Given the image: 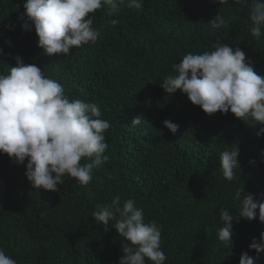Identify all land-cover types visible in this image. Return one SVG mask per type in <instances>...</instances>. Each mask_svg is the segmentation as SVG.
I'll list each match as a JSON object with an SVG mask.
<instances>
[{
    "label": "trees",
    "instance_id": "trees-1",
    "mask_svg": "<svg viewBox=\"0 0 264 264\" xmlns=\"http://www.w3.org/2000/svg\"><path fill=\"white\" fill-rule=\"evenodd\" d=\"M26 0H0V73L16 66L14 57L35 64L55 79L69 99L96 102L109 160L94 169L92 181L80 187L65 177L57 192L31 187L26 163L0 154V248L17 264H119L121 239L114 228L104 231L91 217L98 203L119 195L134 199L145 222L161 226L165 264H239L264 224L233 221L232 246L217 238L219 209L236 216L237 188L264 197V135L234 114H205L177 90L168 95L160 84L189 52L210 51L217 41L241 48L257 74L264 77V37L250 35L248 6L221 5L216 0H143L142 11L126 5L109 16L98 11L96 43L74 48L68 56L45 55L34 27L21 28ZM217 15L228 21L221 29L208 24ZM120 21L113 27L109 21ZM11 26V27H10ZM140 125L132 126L135 117ZM179 126L173 134L164 120ZM239 149L237 179L220 171V153ZM254 163L250 164L249 161ZM84 161H81L83 163ZM223 226V225H221ZM255 264H264V254Z\"/></svg>",
    "mask_w": 264,
    "mask_h": 264
},
{
    "label": "clouds",
    "instance_id": "clouds-1",
    "mask_svg": "<svg viewBox=\"0 0 264 264\" xmlns=\"http://www.w3.org/2000/svg\"><path fill=\"white\" fill-rule=\"evenodd\" d=\"M216 2L229 4V0ZM233 3L248 6L252 38L258 41L264 37V0H233ZM124 5L139 14L143 0H26L18 20L23 21L24 31L34 27L37 46L45 55L68 56L74 48L96 43L100 33L93 24L98 11L107 9V14L113 16ZM109 23L116 27L120 21L111 19ZM227 23L223 16L217 15L208 24L212 29H221ZM212 49L202 54L189 52L174 63V74H169L160 84L164 92L171 95L180 90L209 116L231 112L253 128L264 125V77L257 74L241 48L233 49L217 41ZM3 54L0 48V56ZM14 59L16 66L7 74L0 73V154H7L18 165H24L27 160L25 176L37 192L40 189L57 192L65 177L80 187L87 186L94 169L109 160L104 133L111 127L110 123L101 119L102 112L96 102L70 100L64 86L46 77L40 67L25 64L18 55ZM142 121L137 116L131 125H140ZM162 123L173 134L179 128L167 119ZM256 135H264V127ZM238 155L237 146L220 153V171L229 182L237 179ZM233 199L237 202L236 216L228 208L219 209L217 238L224 247L232 246L234 220L252 221L258 216L264 224V197L257 199L255 194L237 188ZM91 217L95 224L104 226L105 232L111 225L118 233L123 252L119 264H165L161 226L155 220L145 222L144 210L134 199L121 202L117 195L108 203L96 204ZM249 250H254L256 255L242 252L239 264H255L264 254V232L258 240L253 238ZM0 264H17V261L0 248Z\"/></svg>",
    "mask_w": 264,
    "mask_h": 264
}]
</instances>
